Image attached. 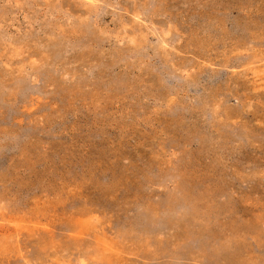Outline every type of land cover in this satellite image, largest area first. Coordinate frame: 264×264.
<instances>
[{"label":"rangeland","instance_id":"rangeland-1","mask_svg":"<svg viewBox=\"0 0 264 264\" xmlns=\"http://www.w3.org/2000/svg\"><path fill=\"white\" fill-rule=\"evenodd\" d=\"M0 264H264V0H0Z\"/></svg>","mask_w":264,"mask_h":264}]
</instances>
